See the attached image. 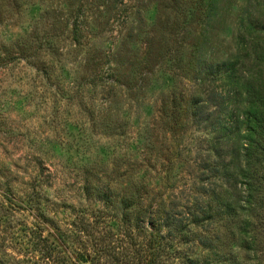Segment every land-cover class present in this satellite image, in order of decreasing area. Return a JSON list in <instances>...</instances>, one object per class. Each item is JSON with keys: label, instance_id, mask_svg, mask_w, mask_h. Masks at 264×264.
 <instances>
[{"label": "rangeland", "instance_id": "374dc122", "mask_svg": "<svg viewBox=\"0 0 264 264\" xmlns=\"http://www.w3.org/2000/svg\"><path fill=\"white\" fill-rule=\"evenodd\" d=\"M258 1L221 0L208 19L201 0H0V262L44 264L37 235L73 234L63 250L71 247L76 264H87L79 252L100 264H118L122 255L137 264L143 235L127 238L121 219L123 198L140 195L161 212L134 207L127 219L167 236L162 262L186 264L193 251L203 264H264V187L252 197L254 222H262L247 226L252 247L242 219L219 215L209 195L234 191L206 172L210 135L196 123L201 115L174 113L177 99L198 96L200 56L236 57L242 12ZM190 198L215 217L178 240L160 224Z\"/></svg>", "mask_w": 264, "mask_h": 264}, {"label": "trees", "instance_id": "16d2710c", "mask_svg": "<svg viewBox=\"0 0 264 264\" xmlns=\"http://www.w3.org/2000/svg\"><path fill=\"white\" fill-rule=\"evenodd\" d=\"M201 1L204 2V6L206 5L204 9L206 18L213 19L217 17L221 0ZM253 7L254 10L251 7L252 9L242 12L241 23L238 27V37L244 41L242 42L241 50L236 53V57L232 60H224L221 63H214L209 56H200L198 60L196 58L195 60L197 61L194 64L193 71L196 74L194 81L197 86L196 94L198 96L192 94L189 99L186 96L184 100L183 98L177 99L180 104H175L174 107V113H178L180 110L183 112L184 109L185 113L189 114V117L195 118L198 114L201 115L196 120V123H203L204 121L208 135H210L207 158L211 162L208 163L206 172L208 176L220 177L226 184L232 186L233 190L231 191H234L232 193L226 191L228 194L227 198H223L216 191H209V195L215 202H219V215H226L231 218L239 216L242 219L240 223L244 224V228L241 231V235H247L252 247L256 242L253 235V237L249 236L248 227L258 228L259 224H262V222L259 224L254 222V218H258L259 212L258 206L253 204L255 201H253L252 197L255 194L258 195L259 191H262V187H264V174L259 175V168H264V54L260 55V50H263L264 45V0H259L257 5ZM79 16L75 18L72 25L76 42H79L80 34ZM254 45L258 47L255 51L252 49ZM202 46L207 48V46H212V44L205 42ZM203 72H205V76L200 78L199 75ZM216 82L221 84V88L215 87ZM210 108H212L211 111L209 110ZM205 110H209L206 116ZM231 163H233V167H231ZM239 186L241 189H238ZM200 189L199 187L198 190ZM236 193L238 195H247L246 199L240 198L237 201L235 200V202L232 201L231 196L233 194L236 196ZM137 196L138 198L133 197L134 200L128 199L127 196L123 198L122 202L125 204V210L121 219L125 226L128 224L126 230L127 238L133 240L135 237L142 238L143 235V243L140 245L137 264H166V262H162V259L169 255L168 250L171 245L167 240V236L161 232H154L153 228L152 231H146L141 226V223H144L143 220L137 221L135 226H132L127 219H130V213L136 207H139L143 214L147 212L153 215L155 212H161L155 206L145 207L142 204V197L140 195ZM107 200L106 204L110 201L109 199ZM191 200V198L186 200L187 206L177 214L164 213L165 218L160 224L162 228L168 229L170 236L173 233L172 231H178V240L185 239L184 236H186L187 232H190V227L210 225V222L215 217L211 212L200 208L198 202L194 203L195 201L191 202ZM156 209L157 211H155ZM210 209L213 211V207ZM150 220L154 227L155 220L153 216L150 217ZM171 227H174V229L172 230ZM130 228L133 232L129 230ZM85 232L88 237L92 235V232L88 230H85ZM252 233H256V236H258L257 230H253ZM68 235L59 236L54 241L37 235L35 248L41 252L44 264L77 263V261L70 260L72 252L69 251V248L71 247L66 245L67 248L63 250L67 239H70V242L73 241L71 238L73 234L72 236ZM206 241L209 249L216 251L214 241ZM202 243L206 247V243ZM81 253L79 252L78 254L80 262L100 264L101 260L95 261L93 257L91 258ZM191 254L187 257L186 264H203L192 258ZM123 256L122 259L116 258L114 261L118 264H134L129 256ZM18 261L20 262V259L16 260V262ZM219 263L221 264V262ZM0 264L3 263L0 262ZM204 264L213 263L206 261Z\"/></svg>", "mask_w": 264, "mask_h": 264}]
</instances>
